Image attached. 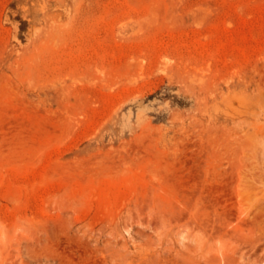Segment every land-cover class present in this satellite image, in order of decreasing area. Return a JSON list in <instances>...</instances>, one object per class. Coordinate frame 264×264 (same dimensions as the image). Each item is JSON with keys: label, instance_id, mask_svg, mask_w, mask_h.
Listing matches in <instances>:
<instances>
[{"label": "rangeland", "instance_id": "1", "mask_svg": "<svg viewBox=\"0 0 264 264\" xmlns=\"http://www.w3.org/2000/svg\"><path fill=\"white\" fill-rule=\"evenodd\" d=\"M0 264H264V0H0Z\"/></svg>", "mask_w": 264, "mask_h": 264}]
</instances>
